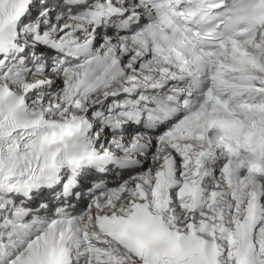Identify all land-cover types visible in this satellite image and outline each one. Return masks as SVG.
<instances>
[{
    "label": "snow or ice",
    "instance_id": "6c2138e0",
    "mask_svg": "<svg viewBox=\"0 0 264 264\" xmlns=\"http://www.w3.org/2000/svg\"><path fill=\"white\" fill-rule=\"evenodd\" d=\"M0 264H264V0H0Z\"/></svg>",
    "mask_w": 264,
    "mask_h": 264
}]
</instances>
